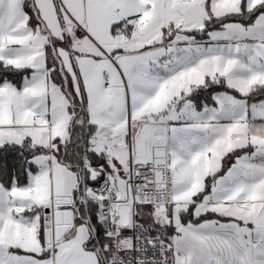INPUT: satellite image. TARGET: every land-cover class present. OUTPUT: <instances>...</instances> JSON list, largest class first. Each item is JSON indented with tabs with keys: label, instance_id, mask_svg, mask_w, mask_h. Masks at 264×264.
<instances>
[{
	"label": "snow or ice",
	"instance_id": "1",
	"mask_svg": "<svg viewBox=\"0 0 264 264\" xmlns=\"http://www.w3.org/2000/svg\"><path fill=\"white\" fill-rule=\"evenodd\" d=\"M0 264H264V0H0Z\"/></svg>",
	"mask_w": 264,
	"mask_h": 264
}]
</instances>
